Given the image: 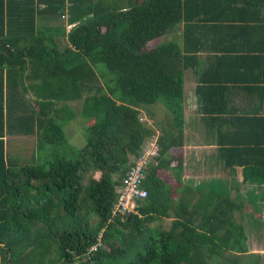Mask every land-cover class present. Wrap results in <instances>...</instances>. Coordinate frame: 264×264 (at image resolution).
<instances>
[{
	"label": "trees",
	"instance_id": "obj_1",
	"mask_svg": "<svg viewBox=\"0 0 264 264\" xmlns=\"http://www.w3.org/2000/svg\"><path fill=\"white\" fill-rule=\"evenodd\" d=\"M181 25L182 40L150 45ZM250 38L264 39V0H0V264H241L262 208L217 181L188 199L185 73L198 71L199 114L227 125L217 129L224 167L264 184V115L240 113L230 95L263 89L264 45ZM75 101L89 119L85 144L51 152L69 143ZM160 101L171 121L149 122L140 105ZM15 135L52 156L21 163L8 148ZM156 135L147 196L113 215Z\"/></svg>",
	"mask_w": 264,
	"mask_h": 264
},
{
	"label": "crops",
	"instance_id": "obj_2",
	"mask_svg": "<svg viewBox=\"0 0 264 264\" xmlns=\"http://www.w3.org/2000/svg\"><path fill=\"white\" fill-rule=\"evenodd\" d=\"M183 27H176L169 35L178 40H182ZM202 33H204L202 31ZM201 41H206V37L202 36ZM247 41V40H245ZM256 42V43H255ZM247 44L252 46L264 45L263 38H250ZM208 51L202 50L200 56L202 57L203 71L211 64V59ZM214 62V61H213ZM205 67V68H204ZM194 69H188L185 73V88H186V102H185V170L183 179L185 182L184 189L190 193L188 199H199V192L201 188L205 190L211 189L209 184L216 183L213 187L217 190L229 189L234 195L238 196L240 201L249 199L256 200L260 208H262L261 215L258 213L260 221L252 223L249 229V247L248 256L250 260L258 264H264V203L260 201V196L264 190V184L256 181L244 182L243 167L236 166L235 169H227L222 164L219 153V138L218 127L225 129L227 127L223 119H216L211 117H204L199 114V97L196 92L199 85V74ZM214 71V70H213ZM261 73V75H258ZM261 77L257 80V86L263 87L262 90L250 92L249 96L241 91L239 88H234L230 92L232 104L239 112H257L264 115V72H255L254 77ZM148 117V115H145ZM171 121L170 117H168ZM157 120V118H149ZM203 188V189H204ZM178 197V196H177ZM237 218L243 219L245 217L242 213L235 214Z\"/></svg>",
	"mask_w": 264,
	"mask_h": 264
},
{
	"label": "rangeland",
	"instance_id": "obj_3",
	"mask_svg": "<svg viewBox=\"0 0 264 264\" xmlns=\"http://www.w3.org/2000/svg\"><path fill=\"white\" fill-rule=\"evenodd\" d=\"M53 23L59 24L65 22L62 19V21L53 20ZM173 36L174 34L172 36L163 35L161 36L162 38L154 39L153 41H151L150 45H154L155 43L158 44L162 41L175 38ZM99 66L101 68H105L104 64H99ZM73 104L75 109L74 118L67 122H63L69 143L63 146L60 145L58 147H49V149H51V152L56 150L61 153L70 152V154H73L71 151H73L74 148H81L85 144V129L88 125L89 119L83 116L82 105L80 102L75 101ZM140 109L146 114H154L159 122L168 119L166 117H170V119H172V113L170 109L165 106L163 101L157 102L155 104H141ZM142 119L146 120L144 116L142 117ZM149 122H152V120H149ZM35 145L36 144L34 143V138L32 137L29 138L24 135H15L8 138V148L9 150H11L10 152L12 153L13 157L19 160L21 163H42L45 161V159H48L50 158V156H52L49 153L48 148H45L39 153ZM248 260H250L249 257H245L244 255L241 256V264H247ZM251 264H256V262H251Z\"/></svg>",
	"mask_w": 264,
	"mask_h": 264
},
{
	"label": "built area",
	"instance_id": "obj_4",
	"mask_svg": "<svg viewBox=\"0 0 264 264\" xmlns=\"http://www.w3.org/2000/svg\"><path fill=\"white\" fill-rule=\"evenodd\" d=\"M157 139L158 136L156 135L147 141L143 153L135 159L133 165L128 170L124 177L118 199L113 206V215L135 211L138 207L137 201L147 196L148 191L143 187L145 168L159 152ZM93 248L96 249L97 246H93Z\"/></svg>",
	"mask_w": 264,
	"mask_h": 264
}]
</instances>
